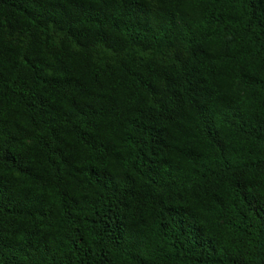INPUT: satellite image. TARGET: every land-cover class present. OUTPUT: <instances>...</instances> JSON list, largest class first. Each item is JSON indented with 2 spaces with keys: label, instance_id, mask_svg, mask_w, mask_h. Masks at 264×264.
I'll return each mask as SVG.
<instances>
[{
  "label": "trees",
  "instance_id": "1",
  "mask_svg": "<svg viewBox=\"0 0 264 264\" xmlns=\"http://www.w3.org/2000/svg\"><path fill=\"white\" fill-rule=\"evenodd\" d=\"M0 264H264V0H0Z\"/></svg>",
  "mask_w": 264,
  "mask_h": 264
}]
</instances>
